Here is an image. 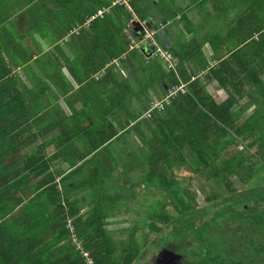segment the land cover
<instances>
[{
    "label": "crops",
    "instance_id": "obj_1",
    "mask_svg": "<svg viewBox=\"0 0 264 264\" xmlns=\"http://www.w3.org/2000/svg\"><path fill=\"white\" fill-rule=\"evenodd\" d=\"M113 1L0 0V91L11 92L0 105V129L12 130L14 147L43 129L29 149L43 143L51 155L68 145L80 163L106 149L117 159L112 184L119 173H139L132 149L157 137L160 121L183 140L264 153V0H131L132 10L116 6L96 17ZM145 28L152 41L135 46ZM156 46L174 57V68ZM175 83L186 93L145 118Z\"/></svg>",
    "mask_w": 264,
    "mask_h": 264
},
{
    "label": "trees",
    "instance_id": "obj_2",
    "mask_svg": "<svg viewBox=\"0 0 264 264\" xmlns=\"http://www.w3.org/2000/svg\"><path fill=\"white\" fill-rule=\"evenodd\" d=\"M10 93L0 91L1 106H8ZM165 126L160 121L157 137L142 140L141 146L135 142L138 163L132 160L127 167L135 162L139 173H130L129 179L119 173L113 184L109 166L116 167L117 159L106 149L80 163L68 145L57 146L51 155L43 143L29 149L41 141L43 129L29 131L36 140L19 137L17 148L12 130L0 129L9 139L0 140L7 152L0 154V264H87L80 250L94 264H137L143 228L165 235L158 246L179 253L177 264L192 263H182L186 254L199 257L197 264H264V182L246 191L236 186L237 180H264V153L259 151L256 159L245 150L232 153L230 141L183 140ZM137 150L145 152V161ZM11 154L16 158L7 163ZM58 158L70 165L69 172ZM198 175L216 186L205 204L192 190Z\"/></svg>",
    "mask_w": 264,
    "mask_h": 264
},
{
    "label": "rangeland",
    "instance_id": "obj_3",
    "mask_svg": "<svg viewBox=\"0 0 264 264\" xmlns=\"http://www.w3.org/2000/svg\"><path fill=\"white\" fill-rule=\"evenodd\" d=\"M243 148H245V146L239 147V146L235 145L234 148H230V149H233V151H235L237 153L238 151H240ZM245 151H246L245 153H248V154L254 153L249 149L246 150V148H245ZM222 155H224V153H222ZM258 158L259 157L256 156V159H258ZM256 181H258L260 184H262L264 182L263 178L254 177L251 181H249L246 184H242L241 182H239L237 180L236 186H238L237 188L239 190L246 191V190H248V188H251L252 186H254L256 184ZM213 186H215V184L213 183V180H211L210 183H208L207 181H205L204 179L201 178V175H198V178L193 183L192 190L194 192V190L196 189V191L198 192L199 201L201 200L202 201L201 203L205 204L206 200H207L206 199V196L208 194L207 192H211V189L213 191L216 188V186L214 188H212ZM216 193H217V191H216ZM227 194H230V192L225 193V195H227ZM135 206H137V205H135ZM167 212L172 214V215H178L179 214L175 210H169L168 209ZM210 217H211V215L208 216V218H210ZM140 230H141L140 231L141 234L139 236H140L141 242H143L142 243L143 249L139 255V258H140L139 262L141 260H143V263L145 261L144 264H156L158 259L161 258L163 261H166L167 264H172V263H176L177 261L180 260V258H181L180 254L176 253L174 250H171L172 247L165 245V246L161 247V249L159 248V246H158L159 244H161V246L163 245L162 243L164 241L163 238L165 235L162 236V234H161L158 236L157 234H159V233L154 232L153 230L146 229V228H143ZM169 238L174 239V236H170ZM174 240H177V239H174ZM161 241H162V243H161ZM177 247L178 248H176V249H180L181 251H186V250H184V248H182L180 246H177ZM194 250H195L194 248H192V250H190L191 254H193ZM139 258H137V259H139ZM191 258H192L191 255L186 254L185 257L183 258L185 260L182 261V263L186 262V259L190 263H191V260H192V263H195V264H197L199 262V257H195L194 259H191ZM140 264H141V262H140Z\"/></svg>",
    "mask_w": 264,
    "mask_h": 264
},
{
    "label": "built area",
    "instance_id": "obj_4",
    "mask_svg": "<svg viewBox=\"0 0 264 264\" xmlns=\"http://www.w3.org/2000/svg\"><path fill=\"white\" fill-rule=\"evenodd\" d=\"M116 5L124 6L127 9L132 10L131 0H114L112 2V6H116ZM112 6L104 7L102 9H100L98 14L96 15V17L104 14L105 11L111 9ZM152 36H153V32H150L149 30H147L145 28L143 39L139 43H137L135 46H140L141 43H143V42L146 43L148 41H152ZM154 54L160 58V60L163 62L164 66L167 69H172L175 67V62H174V60H172L171 55L167 51L156 46V48L154 50ZM184 93H186V87H185L184 83H179V85H177V83H175V85H170L167 88L166 94L161 99L152 100L149 108L144 113V117L145 118L151 117L152 112L154 110H161L165 105L169 104V102H171V100L174 99L177 95L184 94ZM80 253L83 254L85 262L87 264H94V260L89 255L88 252L80 250Z\"/></svg>",
    "mask_w": 264,
    "mask_h": 264
},
{
    "label": "flooded vegetation",
    "instance_id": "obj_5",
    "mask_svg": "<svg viewBox=\"0 0 264 264\" xmlns=\"http://www.w3.org/2000/svg\"><path fill=\"white\" fill-rule=\"evenodd\" d=\"M156 264H167V263L166 261H163L161 258H159ZM172 264H177V263H172Z\"/></svg>",
    "mask_w": 264,
    "mask_h": 264
}]
</instances>
